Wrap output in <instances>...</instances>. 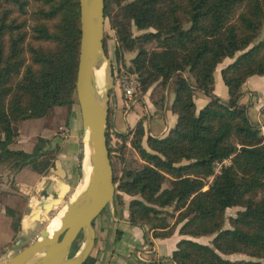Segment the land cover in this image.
I'll use <instances>...</instances> for the list:
<instances>
[{
	"label": "trees",
	"instance_id": "1",
	"mask_svg": "<svg viewBox=\"0 0 264 264\" xmlns=\"http://www.w3.org/2000/svg\"><path fill=\"white\" fill-rule=\"evenodd\" d=\"M31 3L39 4L34 24L27 26L20 17ZM113 3L121 8L111 14ZM104 6L119 44L116 55L135 51L127 70L137 76L139 91L168 83L174 94L169 109L175 123L162 137L146 135L145 145L142 118L121 134L110 130L108 116L111 165L112 152L125 165L115 199L123 206L122 194L132 197L128 221L148 227L153 238L177 231L171 253L176 264H264V136L238 103L245 80L264 75V37L255 41L264 28V0H104ZM79 16L78 0H0V162L31 165L40 174L54 166L52 147L27 151L9 145L17 136L16 121L74 103ZM132 26L142 33L133 35ZM227 58L232 61L220 70L228 94L222 100L214 94V71ZM196 90L209 99L199 110ZM126 152L133 156L128 162ZM233 206L243 209L224 227L225 209ZM20 218L11 222L14 231ZM206 236H212L209 244L197 240ZM237 253L249 258L226 257ZM94 261L89 255L83 264Z\"/></svg>",
	"mask_w": 264,
	"mask_h": 264
},
{
	"label": "rangeland",
	"instance_id": "2",
	"mask_svg": "<svg viewBox=\"0 0 264 264\" xmlns=\"http://www.w3.org/2000/svg\"><path fill=\"white\" fill-rule=\"evenodd\" d=\"M128 1L131 0H123V2ZM36 4L39 3H31L26 15L20 17V21H24L27 26H31L35 22ZM120 8V6L113 3L111 14L119 12ZM131 30L133 35L142 33V31L137 30L135 26H132ZM263 37L264 28L261 30L255 41L257 42ZM118 46L119 44L116 41L115 30L111 28L109 19L106 17L104 25V51L106 56L111 59L112 71L114 76V86L111 88L109 94L110 98L115 90H118L120 95H122V91L118 88L117 85L119 73L123 71L127 74H130V72L127 70V66L130 64V59L135 55V51L124 52L122 56L116 55V49ZM151 46L152 44L148 45V47ZM156 50L159 53L160 51L161 53H163V50ZM225 60L226 62L232 61V59L230 58H227ZM184 75L189 76L187 72H185ZM151 88V95L155 94L156 96H159L162 103L164 102L165 98L169 96L172 89L171 84L168 83L165 86L154 84ZM136 92L138 93V95H143L139 91V87ZM73 99L74 103L72 104V106H53L42 117L36 119H23L14 123L17 136L9 145V148L25 150L28 149L29 146H32L33 148L35 145L42 146L43 148L44 146L45 148L52 147V154L55 155V164L54 166L48 168L43 174L36 172L31 165L23 166H27L29 169L37 173L35 175L34 173H27L24 170L20 172L23 167L17 168L11 160L0 162V211L3 209L6 202H10L11 205L14 206V209L8 207L7 205H5L4 207V213L8 216L10 223L13 221L16 222L19 216L22 218V213H26V215L30 214L29 221L31 222V225H29V229H26L25 235L15 236V238H13L8 244L5 245L6 247H4V252L13 247L12 253H15L17 250L23 248L28 243L33 241L37 237L39 232L42 229L46 228L48 220L59 209L65 206L67 201H70L72 199V193L75 192L77 185L82 180V161L81 157H79L81 154L82 127L79 107L76 101L75 94L73 96ZM168 116L169 111L167 110V117ZM127 121L131 123V116H127ZM123 123L125 124V122ZM260 130L264 136L263 129L260 128ZM75 134H77L78 140L77 148H74L71 143V135L74 136ZM42 140H46V142ZM109 141L111 147L114 148V137L110 135ZM32 148L29 149V151H31ZM73 151H75L74 154ZM125 154L126 162L133 159V156L129 152H126ZM228 162V160L223 161L224 164H227ZM220 166L221 164L216 165L215 172H218ZM112 167L113 176L114 178H116V184L114 185V199L115 195L120 193V191L117 190V181L122 176L123 170L125 169L124 161L121 160L119 154L114 152H112ZM54 180L58 183L56 184V189L53 192L52 190L48 189V186H52L51 182ZM205 188H207V185L205 186ZM54 201H58L57 204H52ZM35 203H37V205H35ZM46 204L50 205L48 210H45L44 208ZM6 209L13 210V214L9 215L6 212ZM242 209L243 208L241 206L226 208L224 213V227H229L228 218L230 216H235L237 211ZM168 210L171 211L172 209L169 208ZM34 211L37 212L36 218H32V213ZM173 219L174 217H167V220L170 223H172ZM25 220L28 224L27 217L25 218ZM1 221L2 220H0L1 234L4 235V225H2ZM6 230V232L8 233V229ZM211 239L212 236H206L202 240L205 243L209 244ZM77 240L78 245H81V236H79ZM226 257L230 259L249 258L247 255L240 253L232 254ZM262 261L264 262V259H262Z\"/></svg>",
	"mask_w": 264,
	"mask_h": 264
},
{
	"label": "water",
	"instance_id": "3",
	"mask_svg": "<svg viewBox=\"0 0 264 264\" xmlns=\"http://www.w3.org/2000/svg\"><path fill=\"white\" fill-rule=\"evenodd\" d=\"M78 4L80 39L74 94L82 127L80 157L83 161L86 150L90 163L88 181L74 200L66 202L57 229H42L32 242L0 264H83L94 247L93 220L113 200L115 186L106 129L114 76L103 46L104 0H78ZM99 70L101 77L97 76ZM82 171L84 174L83 168ZM48 189L52 190V186ZM49 207L46 204L44 208ZM79 235L82 243L71 254Z\"/></svg>",
	"mask_w": 264,
	"mask_h": 264
},
{
	"label": "crops",
	"instance_id": "4",
	"mask_svg": "<svg viewBox=\"0 0 264 264\" xmlns=\"http://www.w3.org/2000/svg\"><path fill=\"white\" fill-rule=\"evenodd\" d=\"M227 63L228 62L225 60L219 64L214 71V94L222 100L227 99L228 94L227 87L222 81L220 70ZM151 89L152 88L143 95L135 97L133 105L130 107L126 106L124 97L120 95L118 90H115L109 100L108 116H110L111 131L127 134L134 128L137 121L142 118L145 130L143 145H145L146 135L162 137L168 131L176 121V115L169 109L174 94L171 91L169 96H167L162 103L159 96L155 94L151 95ZM193 100L196 110H199L209 99L202 91L196 90L193 94ZM238 103L245 107L249 120L258 125L264 132V75H251L245 80L241 86V95ZM167 110L169 111L168 117ZM127 116H131V123L127 121ZM123 122H125V124ZM71 143L74 148L78 147L77 134L74 136L71 135ZM31 148L32 146H29V148L25 150L29 151ZM74 153L75 151H73V154ZM27 168V166L23 167L20 172L24 170L27 173L37 174L33 170L29 168L28 170ZM57 183L58 182L55 180L51 182L53 192L56 189ZM122 197L124 202L123 206L114 198L93 220L95 242L90 255L95 259L94 264H142L134 257L133 251L145 243L154 246L158 254L166 258L164 264H176L171 259V253L176 248V243L180 239L178 232L175 231L171 236L166 238H153L151 230L148 229V227L132 225L128 221V202L132 197L126 194H122ZM5 205L10 208L14 207L10 202H6L4 207ZM4 207L0 211V220H2L1 222L2 225H4L5 232V234L2 235L0 227V262L13 254V247L5 252L3 251L4 247H6L5 245L15 238V236H24L26 229H29V225H31L29 221L30 214L26 215V213H22L19 230L14 231L8 216L4 213ZM36 215L37 212L34 211L32 213V218H36ZM26 217L28 219L27 225L23 223ZM6 229H8V233ZM117 231H119L118 239ZM203 238L204 237L197 238V240L205 243L202 240Z\"/></svg>",
	"mask_w": 264,
	"mask_h": 264
},
{
	"label": "built area",
	"instance_id": "5",
	"mask_svg": "<svg viewBox=\"0 0 264 264\" xmlns=\"http://www.w3.org/2000/svg\"><path fill=\"white\" fill-rule=\"evenodd\" d=\"M117 85L126 100V106L130 107L133 105L134 94L139 87L137 76L134 73L127 74L121 71ZM133 255L142 264H164L166 261V258L160 256L155 247L149 243H145L141 247L134 249Z\"/></svg>",
	"mask_w": 264,
	"mask_h": 264
},
{
	"label": "bare ground",
	"instance_id": "6",
	"mask_svg": "<svg viewBox=\"0 0 264 264\" xmlns=\"http://www.w3.org/2000/svg\"><path fill=\"white\" fill-rule=\"evenodd\" d=\"M102 70H99L97 72V76L101 77ZM82 168L84 170L83 178L77 185L75 192L72 193V200L75 199V197L83 190L87 184L88 181V175L90 172V163L88 159L87 151L85 150V157L82 161ZM67 206H63L61 209H59L49 220L46 225V228L49 230V232H52L53 230L57 229L60 226L61 216L63 215L64 211L66 210Z\"/></svg>",
	"mask_w": 264,
	"mask_h": 264
}]
</instances>
